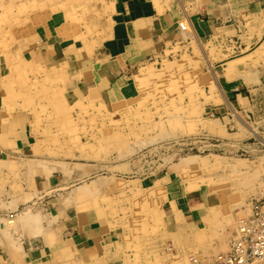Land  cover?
Masks as SVG:
<instances>
[{
  "label": "crops",
  "instance_id": "obj_1",
  "mask_svg": "<svg viewBox=\"0 0 264 264\" xmlns=\"http://www.w3.org/2000/svg\"><path fill=\"white\" fill-rule=\"evenodd\" d=\"M90 11L92 29L86 36H82L83 27L69 19L70 10L55 9L19 46L26 62L48 72V86L60 89L64 107L124 101L131 95L134 73L182 38L179 23L184 22L186 33L215 69L228 102L221 99L217 104L228 112L223 139L230 147L236 145L259 153L257 159L262 157L261 137L257 143L244 141L246 130H252L246 117L264 105V0H92ZM31 112L8 100L0 86V217L17 222L20 237V245L3 238L1 246L10 258L14 248H21L18 264H184L188 245L197 249L192 261L193 256L204 258L203 245L210 242L202 237L186 243L182 233L203 230V218L208 215L222 227L224 205L232 214L211 249L226 251L234 221L250 213L247 201L264 199V166L246 157L236 175L241 178L231 183L244 188L231 193V198L187 189L185 182L169 172L156 178L99 177L103 170L97 165L76 168L70 158H60L48 140L51 135L34 129L38 120ZM231 116L244 130L236 127ZM259 118L261 122L263 116ZM158 178H162V223L146 249V256L153 260L139 261L134 256V235L140 233L133 227L130 230L126 217L117 210L87 206L85 198H75L71 190L82 181L85 185L124 183L147 190ZM59 187L67 188L61 191ZM76 201L82 203L81 208Z\"/></svg>",
  "mask_w": 264,
  "mask_h": 264
},
{
  "label": "rangeland",
  "instance_id": "obj_2",
  "mask_svg": "<svg viewBox=\"0 0 264 264\" xmlns=\"http://www.w3.org/2000/svg\"><path fill=\"white\" fill-rule=\"evenodd\" d=\"M91 2L0 0V86L6 98L29 107L32 116L38 120L34 123V129L48 132L51 135L48 140L58 149L57 155L70 158L76 168L92 163L103 170L99 177L113 178H156L169 172L182 183L185 182L187 189L219 192L225 198H231V193L235 191L236 194L241 193L244 187L231 183L241 178L236 175L243 169L245 157L257 161L260 167L264 166V147L261 146L262 157L257 159L259 153L226 144L222 133L228 124V112L222 105H217L221 103L218 75L208 65L190 34L181 30L183 35L180 40L145 62L134 73L131 95L122 102L107 106L76 103L64 107L60 101V89L48 86L51 81L48 72L20 56V44L29 40L46 16L55 9L70 10L69 19L83 27L82 36L90 33ZM257 58L256 55L254 59ZM58 80L61 82V79ZM260 115L263 116L261 122ZM230 119L235 120L239 130H244L236 117L231 116ZM246 124L252 130H246L244 142L257 143L260 137L261 141L264 140V133L258 132L259 129L264 131V105L256 107V111H252L249 118L246 117ZM190 156L210 160L205 162L206 165L195 167L187 162ZM132 165L134 170L130 169ZM161 180L158 178L152 184L155 193L147 192L145 187L124 183L108 185L107 182L95 181L89 185L82 181L71 190H74L75 198H85L87 206L90 203L103 210H117L118 214L126 217L124 219L131 224L130 230L133 227L134 231L140 233L134 235L133 254L143 261L151 258L150 255L146 256V249L162 223ZM66 188L59 187V190ZM76 206L81 208L82 203L76 201ZM223 213L222 227L217 224L213 225L214 229L208 227L209 236L204 239L210 243L202 244V254L208 260L221 253L211 248L218 234L225 231L229 223L227 218L232 214L224 205ZM249 214L239 217H248ZM239 217L234 221L233 231L237 229ZM8 219L11 217H0V234L2 238L14 240L16 245H20L17 222L9 224ZM17 249L14 248L10 258L13 264H18L22 255L21 248ZM196 250L188 245L184 264L192 262L189 259L191 255H197Z\"/></svg>",
  "mask_w": 264,
  "mask_h": 264
},
{
  "label": "bare ground",
  "instance_id": "obj_3",
  "mask_svg": "<svg viewBox=\"0 0 264 264\" xmlns=\"http://www.w3.org/2000/svg\"><path fill=\"white\" fill-rule=\"evenodd\" d=\"M179 26H180V28L183 30V31H185V32H187V25H186V23H184V22H181V23H179ZM190 29V28H189ZM190 31V30H189ZM188 31V32H189ZM185 34V33H184ZM183 35V34H182ZM87 42V41H86ZM88 43V42H87ZM75 62V61H74ZM32 73V72H31ZM43 81V80H42ZM44 82V81H43ZM217 87L219 88V92H220V98L222 99V101L223 102H225L226 104L228 103L226 100H225V96H224V94H223V96L221 95V93H222V91H221V89H220V87H219V85L217 84ZM128 91V90H127ZM94 98V97H93ZM93 100H95V99H93ZM229 105V104H228ZM230 106V105H229ZM231 108V107H230ZM230 108H229V110H230ZM232 111H234V110H232ZM235 112V111H234ZM235 116V115H234ZM196 157V158H195ZM242 158V157H241ZM208 160H210V158H208V159H200V158H198L197 156H190L189 158H187V162L189 163H191V164H193V165H195V167H199V166H203V165H206L205 164V162L206 161H208ZM190 164V165H191ZM204 185V184H203ZM101 188V187H100ZM108 188H109V186H108ZM188 188V187H187ZM154 187H152V185L147 189V192H149V193H151L152 191L154 192ZM194 189V188H193ZM262 190V189H261ZM134 191V190H133ZM207 191V190H206ZM155 193V192H154ZM101 194V193H100ZM102 195V194H101ZM152 195H153V193H152ZM133 196V195H132ZM263 202H264V199H261V198H251L249 201H247V205H248V207H251L250 208V214L248 215V217H239V219L237 220V222H239L238 223V225H237V229H236V231H233L232 232V235H231V237L229 238V243H228V248H227V250L226 251H223V252H221V253H218L217 255H215V256H213L212 257V259L211 260H208V259H204V258H202V259H199V258H197L196 260L195 259H193L192 260V262H190L189 264H215V262H214V260L217 258V256L218 255H224V254H227L230 250H231V247H232V245H233V243H237V242H239V240L240 241H243V239H244V237H245V232L242 230V227L243 228H245V227H247V226H245V224L247 225V224H249L251 221H253V220H255L256 218H257V215L254 217V205H257V207H258V213L260 214V215H264V212H261L260 210H261V205H260V203H262V205L264 206V204H263ZM109 203V202H108ZM167 210H168V208H167ZM264 210V209H263ZM260 211V212H259ZM211 214V213H210ZM254 217V218H253ZM227 222H228V220H227ZM7 223H12V220L11 219H8L7 220ZM203 223H204V225H205V227H204V229L203 230H198V231H195V232H190L191 234L189 235V232L188 233H182V235H183V237L185 238V242L186 243H194L196 240H199V239H202V237L203 238H207L209 235L207 234V232H208V230H209V228H206V227H210V228H212L213 227V225L215 224V223H212L211 222V219L209 218V215L207 216V217H205V218H203ZM181 226V225H180ZM230 229V228H229ZM211 231V230H210ZM174 232V231H173ZM164 234V233H163ZM182 235H180V236H182ZM177 238H178V236H176ZM3 240V238H2V235L0 234V246L1 245H4V241H2ZM152 241V240H151ZM181 242H183V239L181 240ZM178 243H180V239H179V241H178ZM2 247V246H1ZM193 247V246H192ZM3 248V247H2ZM1 249V248H0ZM182 249H184V248H182ZM1 252L2 253H4V255H5V260H7L10 264H13V261L10 259V257H9V255H8V253L6 254L5 252H4V248H3V250L1 249ZM181 255V254H180ZM211 257V256H210ZM250 258L251 259H249L248 261H246L244 264H253V263H258V264H264V260H261L260 258H258V257H255V256H250ZM204 260H206V261H204Z\"/></svg>",
  "mask_w": 264,
  "mask_h": 264
},
{
  "label": "built area",
  "instance_id": "obj_4",
  "mask_svg": "<svg viewBox=\"0 0 264 264\" xmlns=\"http://www.w3.org/2000/svg\"><path fill=\"white\" fill-rule=\"evenodd\" d=\"M260 205V211L264 212V206L262 203ZM253 212L254 217L257 215V218L249 224H245L247 227H242L245 232L243 241L239 240V242L233 243L231 250L227 254L218 255L214 260L215 264H244L251 259L250 256L264 260V215L262 216L258 213L257 205H254ZM5 259L4 253L0 250V264H10Z\"/></svg>",
  "mask_w": 264,
  "mask_h": 264
}]
</instances>
